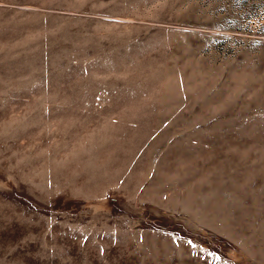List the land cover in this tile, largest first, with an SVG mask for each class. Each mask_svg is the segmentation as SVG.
I'll return each instance as SVG.
<instances>
[{
  "label": "rangeland",
  "instance_id": "rangeland-1",
  "mask_svg": "<svg viewBox=\"0 0 264 264\" xmlns=\"http://www.w3.org/2000/svg\"><path fill=\"white\" fill-rule=\"evenodd\" d=\"M0 264H264V0H0Z\"/></svg>",
  "mask_w": 264,
  "mask_h": 264
}]
</instances>
